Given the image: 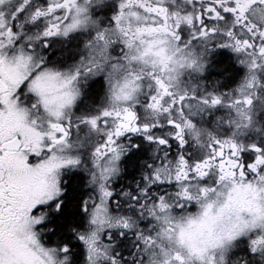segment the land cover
<instances>
[{"label":"snow or ice","instance_id":"1","mask_svg":"<svg viewBox=\"0 0 264 264\" xmlns=\"http://www.w3.org/2000/svg\"><path fill=\"white\" fill-rule=\"evenodd\" d=\"M260 89L264 0H0V264H264Z\"/></svg>","mask_w":264,"mask_h":264},{"label":"flooded vegetation","instance_id":"2","mask_svg":"<svg viewBox=\"0 0 264 264\" xmlns=\"http://www.w3.org/2000/svg\"><path fill=\"white\" fill-rule=\"evenodd\" d=\"M225 59L227 58H222L221 62L210 68V73L207 77L210 83L205 85L208 90H211L215 85L216 79L221 77H223L221 90H227L230 86H234L236 79L235 75L227 76L224 71L221 70L224 66L223 60ZM185 78L187 79V77ZM260 92L261 95L264 96V89H260ZM252 110L254 113H260V115L256 117V123H254L252 127L236 129L238 139L243 141L259 140L264 142V103H262L260 99H256ZM196 111L197 115L192 118L196 121L198 126L207 128L216 135H226L234 130V126L225 123V121H230L235 116V113L231 109L220 106L216 109L205 108L203 112ZM217 116L221 117L219 121L216 120ZM257 127L259 131L256 130Z\"/></svg>","mask_w":264,"mask_h":264},{"label":"trees","instance_id":"3","mask_svg":"<svg viewBox=\"0 0 264 264\" xmlns=\"http://www.w3.org/2000/svg\"><path fill=\"white\" fill-rule=\"evenodd\" d=\"M224 67V66H223Z\"/></svg>","mask_w":264,"mask_h":264}]
</instances>
